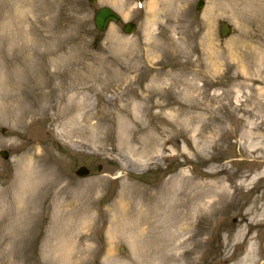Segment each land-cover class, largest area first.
Instances as JSON below:
<instances>
[{"label": "rangeland", "instance_id": "374dc122", "mask_svg": "<svg viewBox=\"0 0 264 264\" xmlns=\"http://www.w3.org/2000/svg\"><path fill=\"white\" fill-rule=\"evenodd\" d=\"M197 1L121 0L128 16L99 32L93 14L114 7L109 0H0L9 38H32L40 50L71 47L58 56H77L78 87H91L74 99L83 98L78 110L91 118L72 136L51 115L22 132L0 118V148L9 152L0 157V264H64L47 242L53 236L57 244L62 233L69 247L85 237L88 249L67 264H156L158 252H133L134 222L171 206L175 219L182 207L204 212L178 237L195 247L178 249L182 262L264 264V52H229L241 30H259L253 17L235 24L226 0L214 18L206 13L213 0L201 9ZM126 20L137 23L130 34L121 29ZM223 23L231 27L226 37ZM31 146L43 157L33 185L43 186L24 211ZM79 165L90 174L77 177ZM120 211L124 226L115 229ZM30 235L34 253L25 256Z\"/></svg>", "mask_w": 264, "mask_h": 264}, {"label": "bare ground", "instance_id": "6f19581e", "mask_svg": "<svg viewBox=\"0 0 264 264\" xmlns=\"http://www.w3.org/2000/svg\"><path fill=\"white\" fill-rule=\"evenodd\" d=\"M226 1L230 2L235 12L232 17L235 24H240L243 19L249 16L253 17L257 24L256 29L259 30L257 35L241 30L233 40L229 41L231 55L237 50L245 52L244 58L250 57L254 50L259 54L264 52V0ZM109 2L118 10L122 9L124 16H126L125 5L121 0H109ZM213 2L214 4L209 6L206 11L209 18H214V13L218 10L216 3L224 4L225 0H213ZM157 4V2L149 3V10L156 11ZM254 42L258 43L259 46L254 47ZM41 48L44 50H40L38 44L28 37L19 42H14L0 26V117L3 119L12 118L16 131L22 132L24 128L42 120L50 112L53 122H63L64 135L72 136L79 130L80 121L87 122L91 118L88 111L81 115L78 110L83 98L75 102L74 99L81 89L91 87H78L82 79L79 76L80 68L77 56H58L59 52L66 48L71 50V47L55 43ZM29 54L30 56L39 54L42 57L38 61H34ZM69 85L73 86L70 89L74 90L71 94L66 89ZM81 107H83V103ZM75 110L77 112H74ZM92 126L93 124L90 125V127ZM247 133H251V131L249 130ZM31 149L34 148L31 147ZM23 159L25 160H23L22 172H25L27 179L25 184L28 188L24 195V201L27 202L25 205L22 204L21 208L28 211V207L31 205L29 197L35 195L31 191L37 190L33 183L42 173L40 163L43 157L41 152L35 149L28 158L24 156ZM219 201L220 199L215 200V202ZM202 210L203 208H199L190 213L188 208L182 207L178 211V218L175 219L173 214L176 208L171 206L155 213L152 212L150 216L136 218L134 228L140 245L134 248L133 252L144 254L146 258L149 257L150 253L158 252L156 264H186L181 261L184 253L179 252L178 249L182 247L194 249L195 247H188L186 245L187 239L179 240L178 237L184 231L193 230L194 223H191L190 219L194 216H204ZM214 210L211 209V211ZM124 216L123 211L118 212L115 229L123 228ZM84 225L82 224V226ZM80 237L82 244L71 240L70 245L72 246L69 247L66 240H62L63 233L58 238L62 241H58L55 245L53 244L55 237L49 236V251L58 261H65L64 264H67L66 260H68L67 262L82 261L88 253V249L85 244L86 238Z\"/></svg>", "mask_w": 264, "mask_h": 264}, {"label": "water", "instance_id": "95a60500", "mask_svg": "<svg viewBox=\"0 0 264 264\" xmlns=\"http://www.w3.org/2000/svg\"><path fill=\"white\" fill-rule=\"evenodd\" d=\"M111 18L116 20L117 16L108 8H101L95 16V23L100 29H103L107 21Z\"/></svg>", "mask_w": 264, "mask_h": 264}]
</instances>
